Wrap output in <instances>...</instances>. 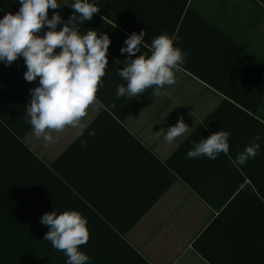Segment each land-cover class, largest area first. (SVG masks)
Masks as SVG:
<instances>
[{"label":"crops","instance_id":"0c3cea01","mask_svg":"<svg viewBox=\"0 0 264 264\" xmlns=\"http://www.w3.org/2000/svg\"><path fill=\"white\" fill-rule=\"evenodd\" d=\"M57 2L66 22L74 0ZM88 2L99 12L79 24L80 33H106L111 44L103 86L80 127L53 133L49 144L37 140L25 106L39 78L25 81L23 57L0 62V122L23 134L21 143L55 175L39 201L44 212L76 210L87 218L90 238L79 250L94 264H264V0H187L250 58L189 17L174 43L204 79L182 69L160 96L152 95L154 86L132 100L115 98L117 87L126 86L118 75L127 58L120 52L124 41L141 30L149 44L158 35H176L184 0ZM19 8V0H0V19ZM180 117L189 130L169 144L157 132ZM222 130L230 133L228 155L186 158L192 141ZM256 135L255 159L231 163Z\"/></svg>","mask_w":264,"mask_h":264},{"label":"clouds","instance_id":"9594fccd","mask_svg":"<svg viewBox=\"0 0 264 264\" xmlns=\"http://www.w3.org/2000/svg\"><path fill=\"white\" fill-rule=\"evenodd\" d=\"M19 4L18 12H8L0 19V62L11 65L23 57L27 68L25 81L31 83L39 78V85L30 89L25 123L31 125L37 140L49 144L53 142V133L81 126L98 89L103 86L111 40L106 33L98 36L92 29L80 33L79 24L90 21L100 8L88 0H74L68 5L73 12L66 22L55 11L61 8L57 0H19ZM49 9L54 10L51 19ZM61 23L63 27L58 30ZM45 27L48 31L43 36L37 35ZM146 34L144 30L133 32L120 49L122 55L127 53L124 66L118 71L126 86L117 87L116 99L139 98L154 86L152 95L160 96L161 89L177 83L176 73L182 70L187 55L174 43L178 36L161 34L149 44L145 42ZM142 48L148 51L142 52ZM188 130L180 117L177 124L157 134L164 133V140L171 144ZM89 135H95V130ZM229 137L230 133L222 130L192 141L193 147L187 151L186 158L215 160L220 154L228 155ZM258 140L260 136H254L252 143L238 152L235 160L230 158V162L244 165L250 158L255 159L261 147ZM81 144L87 146V141L82 140ZM40 223L49 229L43 239L64 253L67 264H88L89 256L79 250L90 238L88 220L79 211L48 212L40 218Z\"/></svg>","mask_w":264,"mask_h":264},{"label":"trees","instance_id":"16d2710c","mask_svg":"<svg viewBox=\"0 0 264 264\" xmlns=\"http://www.w3.org/2000/svg\"><path fill=\"white\" fill-rule=\"evenodd\" d=\"M186 3L187 0H184L181 8L184 15L176 34V44L182 33V23L191 17L192 21L204 28L208 34L219 38L245 59L250 58L188 8ZM174 22L178 25L179 16ZM182 69L204 79L187 60ZM22 135L15 134L11 128L0 122V264H67L64 253L54 249L49 241L43 239L49 229L40 223V218L45 212L39 201L45 196L46 182L54 181L55 175L21 143ZM169 161L170 159L166 163ZM172 179L173 177L168 185ZM3 197L10 200L11 204L5 206L1 201ZM88 264L94 262L89 259Z\"/></svg>","mask_w":264,"mask_h":264},{"label":"rangeland","instance_id":"374dc122","mask_svg":"<svg viewBox=\"0 0 264 264\" xmlns=\"http://www.w3.org/2000/svg\"><path fill=\"white\" fill-rule=\"evenodd\" d=\"M1 201L5 204V206H7V205H10L11 204V202H10V200H8V199H5L4 197L3 198H1ZM1 213V212H0ZM4 219V218H3Z\"/></svg>","mask_w":264,"mask_h":264}]
</instances>
